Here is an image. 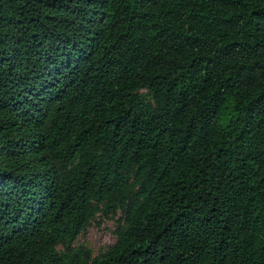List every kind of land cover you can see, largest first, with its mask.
<instances>
[{
    "label": "trees",
    "instance_id": "obj_1",
    "mask_svg": "<svg viewBox=\"0 0 264 264\" xmlns=\"http://www.w3.org/2000/svg\"><path fill=\"white\" fill-rule=\"evenodd\" d=\"M0 264H264V0H0Z\"/></svg>",
    "mask_w": 264,
    "mask_h": 264
},
{
    "label": "rangeland",
    "instance_id": "obj_2",
    "mask_svg": "<svg viewBox=\"0 0 264 264\" xmlns=\"http://www.w3.org/2000/svg\"><path fill=\"white\" fill-rule=\"evenodd\" d=\"M118 217L119 215L115 216V218L97 217L90 223L85 232L77 237L73 246H82L85 250H88L92 256L97 255L115 241L113 230L116 225L115 220ZM58 248L62 249L60 246Z\"/></svg>",
    "mask_w": 264,
    "mask_h": 264
}]
</instances>
